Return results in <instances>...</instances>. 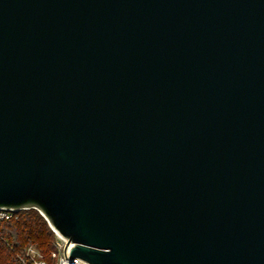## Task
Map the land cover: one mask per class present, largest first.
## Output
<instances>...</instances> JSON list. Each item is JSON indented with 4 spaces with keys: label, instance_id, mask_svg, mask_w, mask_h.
<instances>
[{
    "label": "water",
    "instance_id": "obj_1",
    "mask_svg": "<svg viewBox=\"0 0 264 264\" xmlns=\"http://www.w3.org/2000/svg\"><path fill=\"white\" fill-rule=\"evenodd\" d=\"M0 206L90 264H264V0H0Z\"/></svg>",
    "mask_w": 264,
    "mask_h": 264
},
{
    "label": "trees",
    "instance_id": "obj_2",
    "mask_svg": "<svg viewBox=\"0 0 264 264\" xmlns=\"http://www.w3.org/2000/svg\"><path fill=\"white\" fill-rule=\"evenodd\" d=\"M0 228V250L6 244L8 248L13 250L12 252L16 251L23 255L24 250L31 244L36 245L44 253L54 247V232L37 209L31 208L21 211L17 219L3 222ZM8 251H10L9 254L13 255L11 250ZM12 258L14 259L13 262H8V264H22L17 256Z\"/></svg>",
    "mask_w": 264,
    "mask_h": 264
},
{
    "label": "built area",
    "instance_id": "obj_3",
    "mask_svg": "<svg viewBox=\"0 0 264 264\" xmlns=\"http://www.w3.org/2000/svg\"><path fill=\"white\" fill-rule=\"evenodd\" d=\"M31 208L37 209L42 214V212L34 206H30V207L0 206V227L3 222L10 221L12 219H17L21 211ZM42 216L45 218L43 214ZM52 230L55 233L54 248L50 251L47 257H45L43 254H41L40 257H36L37 255L36 253H38L37 250L34 247H31V249L28 248L27 258H29L30 262H27V264H90L89 262H87L86 260L80 257L71 258L69 256L70 254L69 250L73 247V243L70 242L68 238L62 236L54 228H52ZM0 235H1V228H0ZM65 246H66V250H65Z\"/></svg>",
    "mask_w": 264,
    "mask_h": 264
},
{
    "label": "rangeland",
    "instance_id": "obj_4",
    "mask_svg": "<svg viewBox=\"0 0 264 264\" xmlns=\"http://www.w3.org/2000/svg\"><path fill=\"white\" fill-rule=\"evenodd\" d=\"M54 238H55V233H54ZM3 244H5V243L3 242ZM5 245H4V247H5ZM53 246H54V243H53ZM4 247H3V249L0 250V264H8V262H11V261L13 262V260H14L12 258L13 256H17V258H20L22 264H27V262H30L29 258H27V250H28V248L31 249V247H34L37 250L38 253H36L37 254L36 257H40L41 254H43L45 257H47L48 254L51 251V250H49L47 253H44L36 245L31 244V245L27 246V248L24 250V254L23 255H20V253H18L16 251L15 252H12L13 250L10 249V248H8V246H7V248L5 247V249H4ZM8 250H11V252H12L13 255L9 254L10 251H8Z\"/></svg>",
    "mask_w": 264,
    "mask_h": 264
}]
</instances>
